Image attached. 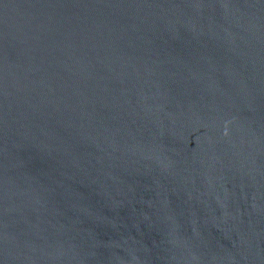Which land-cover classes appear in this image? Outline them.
I'll use <instances>...</instances> for the list:
<instances>
[{"label":"water","instance_id":"95a60500","mask_svg":"<svg viewBox=\"0 0 264 264\" xmlns=\"http://www.w3.org/2000/svg\"><path fill=\"white\" fill-rule=\"evenodd\" d=\"M0 264H264V0H0Z\"/></svg>","mask_w":264,"mask_h":264}]
</instances>
